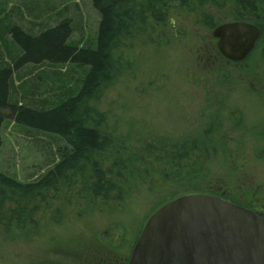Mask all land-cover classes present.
I'll use <instances>...</instances> for the list:
<instances>
[{"label": "rangeland", "instance_id": "rangeland-1", "mask_svg": "<svg viewBox=\"0 0 264 264\" xmlns=\"http://www.w3.org/2000/svg\"><path fill=\"white\" fill-rule=\"evenodd\" d=\"M64 17L71 21L69 42L79 47H92L99 14L90 0H0V66L12 65L15 56L21 53L10 34L11 26L36 34ZM224 19L231 20V13ZM210 31L197 27L188 34L187 41L180 39L155 48L137 44L128 52L121 51L120 57L128 66L132 63L133 72L123 76L106 92L99 102L100 111L106 113L108 128L139 146L149 138L156 139V134L199 136V126L204 125L201 117L206 114L202 109H206L208 103L222 101L228 108V105L234 106L228 113L230 118L223 122L224 133L230 134L234 142L244 139L248 143L223 144L219 141L212 144L206 154H197L193 164H199L197 178L188 184H182L184 179L181 183L170 184L169 177L160 181L159 173L154 175L157 168L152 169L150 176L153 177L149 179L133 171L128 197L113 205L111 210L95 207V211L80 217L71 209L61 216L64 217L62 221L44 226L41 239H32V242L22 237L7 239L0 233V264H80V259L69 252L65 255L53 251L54 245L75 247L77 253L81 247H89L88 254L81 252L84 258L90 259L91 255H98L92 250L103 248L104 260L114 263L120 260L121 263L129 255L145 219L176 187L185 191L200 186L222 191V187L232 198L243 194L251 201L257 196L264 214V143L256 138L264 129V64L249 66L248 71L242 64L225 65L219 60L211 65L210 59L208 70L200 69L196 63L201 52L206 51L208 57H211L209 53L216 56L211 49L206 50L207 45L215 49L216 40L210 42ZM223 70L226 78L215 82ZM85 71V67L67 62L21 64L14 72L10 100L15 104L39 107L46 99H60L64 92H76ZM243 71L259 73L262 79L259 81V77L254 76L256 78L248 80ZM248 88H256V94ZM3 118L1 172L20 181H31L59 161L64 146L59 136L16 123L8 108L3 110ZM257 129L259 134L255 136Z\"/></svg>", "mask_w": 264, "mask_h": 264}, {"label": "trees", "instance_id": "trees-1", "mask_svg": "<svg viewBox=\"0 0 264 264\" xmlns=\"http://www.w3.org/2000/svg\"><path fill=\"white\" fill-rule=\"evenodd\" d=\"M90 1L99 14L92 47L69 42L72 27L68 17L36 34L16 25L9 28L21 53L15 56L12 65L0 66V148L6 108L16 123L55 134L64 141V146L59 161L31 181H20L0 171V233L4 238L22 237L28 242L41 239L43 227L62 221L61 216L71 209L80 217L96 208L111 210L128 197L133 171L149 179L153 177L150 176L152 169L157 168L153 174L159 173L160 181L171 178L170 184L181 183L183 179L182 184H188L197 178L199 164L193 165L194 158L197 154H206L212 144L174 143L160 137L149 138L148 142L136 146L106 125V113L99 106L101 98L123 76L133 72L132 63L128 66L120 52H128L137 44L155 48L180 39L187 41L193 28L204 27L209 32L230 13L231 20L252 22L264 29V0ZM207 49L218 57L214 48L207 45ZM200 56L208 57L206 51ZM43 62H67L85 67L76 92H64L62 98L54 101L46 99L39 107L13 103L10 95L16 69L21 64ZM206 190L201 186L186 191L176 187L161 202L184 192ZM79 250L77 253L75 247L53 246L57 253L77 256L80 264H124L128 257L121 263L120 260L113 263L104 260L103 248L92 250L93 254L99 251L101 256L91 255V259L82 254L83 251L88 254L89 247Z\"/></svg>", "mask_w": 264, "mask_h": 264}, {"label": "water", "instance_id": "water-1", "mask_svg": "<svg viewBox=\"0 0 264 264\" xmlns=\"http://www.w3.org/2000/svg\"><path fill=\"white\" fill-rule=\"evenodd\" d=\"M211 34L224 57L240 60L252 49L260 29L228 21ZM127 264H264V219L219 197L183 194L147 218Z\"/></svg>", "mask_w": 264, "mask_h": 264}, {"label": "flooded vegetation", "instance_id": "flooded-vegetation-1", "mask_svg": "<svg viewBox=\"0 0 264 264\" xmlns=\"http://www.w3.org/2000/svg\"><path fill=\"white\" fill-rule=\"evenodd\" d=\"M256 25L260 29V34H259L258 38H256V40L254 41L252 49L246 54L245 57H243L240 60H232V59L226 58L218 51L217 46L215 44V50L218 53V57L217 56H214V57H199L198 60H197L196 65H198V67H200V69L204 68L207 71L208 70L207 65H209V61L208 60L211 59V61H212L211 65H212V63L215 64L214 60H219V61H222V63H224L225 65L226 64H242V67L247 66L248 71H250L249 70V66H253L255 64H257V65L264 64V40H262V38L264 37V34H263L264 33V29L260 25H258V24H256ZM212 29L213 28H211V31H212ZM211 31H210V37H211V42L213 43V41L216 40V38L212 37ZM254 54H255V56L252 57V55H254ZM201 59H202V62H201ZM205 60L207 62L203 63V61H205ZM252 69H253V67H252ZM244 71H243V75L245 74L248 77V80L256 78L254 76H258L259 77V81H260V79H262V75H260L259 73H257L258 74L257 75V74L249 73V72L248 73H244ZM202 74H205V71H202ZM220 74H221V77L219 79L215 80V82L219 83L220 81H222V77L226 78L225 70L220 71L218 73V75H220ZM214 77H216V76H214ZM231 80L232 79H230V81ZM245 80H246V78H245ZM249 85L251 86V82L250 81H249ZM248 91L253 93V94H256L254 91H257V89L255 88L253 90L252 88H248ZM258 94L260 95V91H258ZM210 95L211 94L209 93L208 94L209 98L207 99L208 102L210 101ZM251 96H255V95H251ZM228 106L230 108H228L226 105H224L222 103V101H220V102L213 103V104H209L208 103L206 109L211 108V110L209 109V111L206 110V109H202V111L204 113H206V114H204L201 117L202 119H204L203 120L204 125L199 126V127H201L199 129V131H198L199 136H195V134L183 136V135H185L183 133H181L182 134L181 136H175V137H170L169 135H171V134H166V135H164V134H156V136H157L158 139H160V137H161V138H163L165 140H171L174 143L175 142L182 143L183 141H191V142L196 143V144H216L219 141H222L223 144L224 143H236V144H246V143H248V141L244 140V139H242V140L237 139V141L234 142L232 140L230 134L224 133L225 127L223 125V122H225L228 118H230L228 116V113L231 112L232 109L234 108L233 105L232 106L228 105ZM263 119H264V117H263ZM240 120H242V119H240ZM239 128L242 129L243 126H241ZM257 131H258V129H257ZM261 131H262V135L259 134V131H258L257 134H254V135L256 136V135L259 134L258 136H256V138L260 139L261 142L264 143V129H262ZM153 132H155V131H153ZM220 134H221V136L218 137ZM221 189H222V191H219L217 189H209V190L207 189L203 193H207V194H210V195H213V196H217V197H220L222 199L231 201V202H233V203H235L237 205H240V206H243V207H245L247 209H250L251 211L255 212L256 214H258L259 216L264 218V214L262 212L263 205L260 203L261 201L259 200L260 199L259 197L254 195L255 196V198H254L255 201H253V200L251 201L250 199H248L247 195H243V194H238L237 198H232L231 196H228V194H226L227 191H225L224 188L221 187ZM247 200H249V201H247ZM55 220L56 219L53 218V221H55ZM96 253H98V255H96L95 257L99 258L101 256V253L99 251H97ZM128 257H129V255H128ZM128 257H127V259H126L124 264L127 263Z\"/></svg>", "mask_w": 264, "mask_h": 264}]
</instances>
